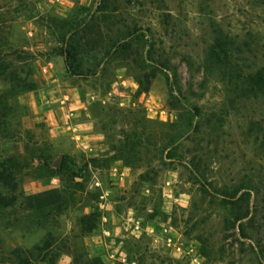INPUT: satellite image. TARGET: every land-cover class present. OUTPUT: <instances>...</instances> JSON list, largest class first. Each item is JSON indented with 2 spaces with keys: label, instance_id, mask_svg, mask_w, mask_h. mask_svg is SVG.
Returning a JSON list of instances; mask_svg holds the SVG:
<instances>
[{
  "label": "rangeland",
  "instance_id": "374dc122",
  "mask_svg": "<svg viewBox=\"0 0 264 264\" xmlns=\"http://www.w3.org/2000/svg\"><path fill=\"white\" fill-rule=\"evenodd\" d=\"M99 4L0 0L10 69L31 51L36 82L9 100L15 136H0V157L19 163L0 250L47 241L40 264H264V0ZM65 23L93 27L80 75L58 54ZM128 30L137 54L105 53Z\"/></svg>",
  "mask_w": 264,
  "mask_h": 264
},
{
  "label": "trees",
  "instance_id": "16d2710c",
  "mask_svg": "<svg viewBox=\"0 0 264 264\" xmlns=\"http://www.w3.org/2000/svg\"><path fill=\"white\" fill-rule=\"evenodd\" d=\"M104 2L105 0H100L101 5ZM92 28L89 23L85 25L77 23L61 25V31H59L57 38L62 43V46L58 54L64 56L66 68L73 74H82V56L87 49L93 50L92 42H90L92 40L88 37V32H91ZM132 34V31L128 30L115 39L110 38V43L105 53H109V50L117 49L119 52L118 56L124 62L132 54H137V51L130 52L133 41L131 38ZM95 35L100 36L98 27ZM13 54L20 62L18 70L10 69V63L6 59L8 53L5 51V44L0 43V79L7 84L5 88L0 89V136L3 138H13L15 136V131H10V118L13 117V109L9 104V100L36 87V82L32 78V60L35 53L20 48L14 50ZM135 78L140 85V78L137 75ZM18 164V157L14 155L4 158L0 157V209L12 206L16 199ZM65 165L66 162L62 160L60 169L54 172L60 174L65 170ZM48 247L49 243L45 241L41 245H33L26 249L14 247L7 252L0 250V264H40L47 254Z\"/></svg>",
  "mask_w": 264,
  "mask_h": 264
}]
</instances>
